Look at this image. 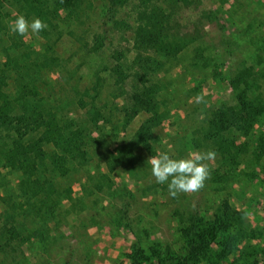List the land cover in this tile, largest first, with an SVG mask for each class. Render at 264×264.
I'll list each match as a JSON object with an SVG mask.
<instances>
[{"label": "rangeland", "instance_id": "374dc122", "mask_svg": "<svg viewBox=\"0 0 264 264\" xmlns=\"http://www.w3.org/2000/svg\"><path fill=\"white\" fill-rule=\"evenodd\" d=\"M165 151H214L204 187ZM0 264H264V0H0Z\"/></svg>", "mask_w": 264, "mask_h": 264}, {"label": "clouds", "instance_id": "9594fccd", "mask_svg": "<svg viewBox=\"0 0 264 264\" xmlns=\"http://www.w3.org/2000/svg\"><path fill=\"white\" fill-rule=\"evenodd\" d=\"M47 27L48 25L40 18L29 21L23 15H18L9 24L10 31L21 36L29 32L33 36H38ZM215 156L214 151H207L177 158L165 151L152 156L148 162L155 182L167 184L169 194L176 197L180 193L196 192L204 187L205 181L211 175V169L204 161L213 160Z\"/></svg>", "mask_w": 264, "mask_h": 264}, {"label": "trees", "instance_id": "16d2710c", "mask_svg": "<svg viewBox=\"0 0 264 264\" xmlns=\"http://www.w3.org/2000/svg\"><path fill=\"white\" fill-rule=\"evenodd\" d=\"M35 3H42L45 0H33ZM55 4L56 7L58 8H70L74 5L76 0H52ZM40 67L37 64H29V65H24L21 68V71L19 73L18 77V84L19 87L22 91V93L26 97H35L39 95V90L38 87L35 85V75L39 71ZM143 103V109L148 110L149 112L152 113V116L150 120L141 128V133H140V139L141 141L145 138L144 135V130L145 129H151L152 124L157 125L160 122V119L157 115V109H156V104L154 102H150L149 100L142 101ZM154 105V108H152ZM250 113V112H249ZM28 116H24V118L20 119H25ZM15 118V117H14Z\"/></svg>", "mask_w": 264, "mask_h": 264}]
</instances>
